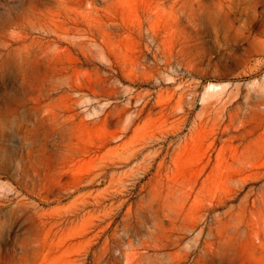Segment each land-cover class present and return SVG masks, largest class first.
I'll use <instances>...</instances> for the list:
<instances>
[{
    "label": "rangeland",
    "instance_id": "374dc122",
    "mask_svg": "<svg viewBox=\"0 0 264 264\" xmlns=\"http://www.w3.org/2000/svg\"><path fill=\"white\" fill-rule=\"evenodd\" d=\"M0 264H264V0H0Z\"/></svg>",
    "mask_w": 264,
    "mask_h": 264
},
{
    "label": "bare ground",
    "instance_id": "6f19581e",
    "mask_svg": "<svg viewBox=\"0 0 264 264\" xmlns=\"http://www.w3.org/2000/svg\"><path fill=\"white\" fill-rule=\"evenodd\" d=\"M3 45H4L5 47H7V46H9V45H11V44L8 43V42H5V43H3Z\"/></svg>",
    "mask_w": 264,
    "mask_h": 264
}]
</instances>
